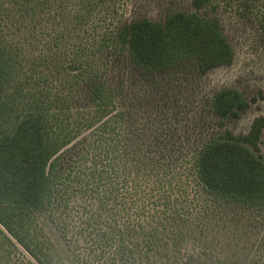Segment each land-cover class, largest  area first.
Here are the masks:
<instances>
[{
    "label": "trees",
    "instance_id": "16d2710c",
    "mask_svg": "<svg viewBox=\"0 0 264 264\" xmlns=\"http://www.w3.org/2000/svg\"><path fill=\"white\" fill-rule=\"evenodd\" d=\"M189 1L197 12L128 23L126 0H0V264H259L220 238L264 229V117L235 134L251 104L219 90V131L187 166L162 163L134 149L109 76L111 55L145 76L231 65L203 10L264 29V0Z\"/></svg>",
    "mask_w": 264,
    "mask_h": 264
},
{
    "label": "rangeland",
    "instance_id": "374dc122",
    "mask_svg": "<svg viewBox=\"0 0 264 264\" xmlns=\"http://www.w3.org/2000/svg\"><path fill=\"white\" fill-rule=\"evenodd\" d=\"M175 12L197 11L189 0H126L121 16L128 23L139 19L162 21ZM200 13L220 19L235 49L231 65L205 75H199L188 64L163 76H145L131 65L125 54L109 57V76L127 112V130L137 144L133 145L134 149H141L162 163L172 161L184 167L192 154L219 131L210 111L215 92L236 88L251 104L239 120L228 122L235 134L246 135L254 120L264 117V29L255 21L224 10ZM261 148L264 151V136ZM225 228L220 239L231 260H234L232 254L244 258L242 253L248 252L250 260L264 263V229L254 230L244 223L237 227L227 224ZM237 229L244 231L245 236L235 244L232 239L236 240ZM229 242L231 246H227Z\"/></svg>",
    "mask_w": 264,
    "mask_h": 264
}]
</instances>
